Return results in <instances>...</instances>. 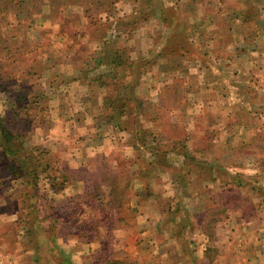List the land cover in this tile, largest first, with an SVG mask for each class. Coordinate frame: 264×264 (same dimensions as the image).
Returning <instances> with one entry per match:
<instances>
[{
	"label": "rangeland",
	"instance_id": "obj_1",
	"mask_svg": "<svg viewBox=\"0 0 264 264\" xmlns=\"http://www.w3.org/2000/svg\"><path fill=\"white\" fill-rule=\"evenodd\" d=\"M174 2L0 0V120L18 124L15 137L28 148L47 151L52 168L47 173L64 187L53 196L43 184L35 193L23 183H11L0 146V210L12 213L0 222V264H64L61 257L67 258L65 264H208L205 247L210 248L209 264L236 259L225 258L224 239L229 240L228 230L234 227L229 225L244 227L264 204V33L261 24L249 27L258 54L242 56L240 72H228L225 65L217 71V63L198 54L201 45L185 19L187 12L181 0ZM260 8L264 16V0L253 1L248 20ZM109 31L113 36L95 50L93 38ZM104 42L112 50L124 48L131 61L147 69L137 78L130 103L121 107L115 101L114 110L105 109V115L121 110L125 116L113 120L101 115L105 121L99 133L110 132L116 147L86 157L84 167L76 170L60 148L66 143L55 140L53 95L61 96L62 81L78 79L91 87L87 80L108 70L94 69L93 59ZM150 47L159 55L151 57ZM140 48L146 49L144 54ZM244 62L255 68L247 72ZM8 74L24 81L14 83ZM130 75L127 71L124 81L135 77ZM35 83L37 92L32 93L28 85ZM109 84L105 98L118 94ZM28 117L38 128L32 135L19 128ZM46 134L47 146L40 139ZM101 140L94 142L103 147L110 142ZM172 152L177 153L174 158ZM26 155L10 153L9 160L17 169ZM181 158L187 181L174 184L172 178L180 171L170 168ZM48 196L53 198L43 209ZM38 209L42 211L35 215ZM51 213L60 223L58 247L52 252L44 245L54 235L49 230L54 225L46 222L47 232L36 225ZM259 214L263 224L264 210ZM229 241L235 254L245 251Z\"/></svg>",
	"mask_w": 264,
	"mask_h": 264
},
{
	"label": "crops",
	"instance_id": "obj_2",
	"mask_svg": "<svg viewBox=\"0 0 264 264\" xmlns=\"http://www.w3.org/2000/svg\"><path fill=\"white\" fill-rule=\"evenodd\" d=\"M167 1L169 5H175L174 0ZM205 1L206 4L204 3ZM222 1L223 0H181V4L187 12L185 16L186 21L194 28L193 33L196 32V37H193L199 40V45H201L198 54L211 58L213 62L217 63L215 66L217 71H220V67L225 65V69L228 72L231 71L236 73L240 72L239 65H241L240 60L242 56L245 54H258L256 53L255 47L251 46L255 38L249 33V27L253 29L254 27L256 28L258 24H261V33L263 34L264 16L259 15V11L262 10V8H260V10L256 9V12L253 11L254 13H251V18L248 20L246 13L252 7L253 1L255 0H225L224 3ZM201 5L204 12H202ZM206 10L207 13H205ZM114 12H112V14H114ZM99 18H101V16H99ZM99 20L102 21L103 19ZM113 20L115 19L113 18ZM148 23L149 22L146 24ZM167 26V30H169L167 34L170 39L173 34V29L170 31L169 24H167ZM237 30L239 33H236ZM110 32L112 31L107 32L105 35L103 34L101 37L93 38V41H95V50L99 49L100 41L113 36ZM119 33L122 34L121 31ZM60 35L64 37L63 31H61ZM124 35L129 34H123V36ZM135 37L137 38L138 35H135ZM139 39L142 38L139 37ZM147 39L150 40L151 38L148 37ZM94 49L92 53L95 51ZM145 51L146 49L144 48L139 49V52L142 54H144ZM152 51L153 49L150 47L148 52L152 53ZM198 65H202L201 61ZM242 65H248L247 72L255 68V65L248 62H244ZM203 67L206 69L205 64H203ZM215 69L212 67L211 70ZM98 70L100 71V68ZM96 85H91V87H89L86 81L78 79H72L69 82L62 81L58 86L60 88L59 90L62 92L61 96H58L57 93L53 95L56 100L54 101L55 105L53 111L55 114L53 115V120L57 122L56 131L54 132L56 134L55 140L59 145H61L60 143L62 142L66 143L64 147L60 148L76 170L83 166L82 163L86 157H96L103 148L104 150H109L108 148L111 150L116 147V141L111 142L112 138L115 139V137H111L110 135L112 134L110 132L99 133L105 121V119H101V115L103 116L106 114L104 108V94L107 88L101 85H97L99 88H94ZM95 94H99L100 96L98 97ZM36 129L38 128L35 127L31 132H27L26 134L32 135ZM48 137L49 134L40 136L45 146H47V142L49 141ZM105 137L109 138V144H105L104 147L103 145L97 146V144H95L97 138H101V142L104 143ZM120 139H122L125 144L128 143L126 140L127 138L120 137ZM132 148L134 150L135 146L132 145ZM137 152L138 151H135V154ZM171 154L172 158H174L177 153L172 152ZM182 155L183 158H185V155ZM180 167H184L182 158L180 163H176L170 168L171 170L177 169L180 171L178 175L174 174L172 178L174 184L178 183V180L181 184H185L187 181ZM80 182L84 183L83 180ZM87 183L89 184L90 181ZM141 199H144L143 196ZM136 205L135 208H138L139 203H136ZM262 209L264 210V204L261 209H258L254 217L245 221L246 225L242 228L238 225H233L231 222L229 223L232 224L229 226L234 227L228 230L227 238L233 240L235 245L236 242H238L236 239H239L240 243H237L236 248H245V251L235 254L234 249L230 247L231 242L228 239H226L227 241L224 239V241L227 242L224 247L226 248L224 250L226 260H228L229 257H236L231 263L264 264V220L262 224V217H260L259 214ZM11 214L12 213H7V211L0 210V222L6 219L9 220V218L6 217H9ZM235 226L237 227L235 228ZM233 228H235V231L232 232ZM204 249L206 251L207 248L205 247ZM221 258L224 259L223 256H221Z\"/></svg>",
	"mask_w": 264,
	"mask_h": 264
},
{
	"label": "trees",
	"instance_id": "obj_3",
	"mask_svg": "<svg viewBox=\"0 0 264 264\" xmlns=\"http://www.w3.org/2000/svg\"><path fill=\"white\" fill-rule=\"evenodd\" d=\"M171 21V20H170ZM170 21H166L167 24H170ZM174 23H171V25ZM107 41V40H106ZM107 42H111V41H107ZM109 43L104 42L103 46L101 47L100 51H99V55L93 59L95 66L94 69H99L100 67H108V70L106 71H100V73H98V75H96L97 77H95L94 79H89L87 81H89L91 84L93 85H101L107 88L108 84L111 83L113 84L117 89V93L115 96H111L109 98H105L104 99V108L108 109L110 106L112 107V110L115 109L113 103H115V101L121 103V107L125 106V104L130 103L131 98L128 97L129 95H133V88L134 86H136L137 83V78L143 75V73L146 72V69L143 71L141 69V67H143L144 69V65L139 66L137 64V62H133L130 60V57L127 55L126 50L122 47L120 48H116L112 50V47H108ZM111 50V54L107 55V53ZM156 51H152V55L151 57H156L159 55V53H157L156 55ZM125 54V55H123ZM155 54V55H153ZM127 56V57H125ZM106 59V60H104ZM154 58L148 60V63H146L145 66H147V64H150L153 61ZM120 71V72H118ZM129 71L130 72V76H135V77H131L130 79H127V81H124V77L126 76V72ZM22 75V72H19ZM92 74V71H91ZM19 75L18 77L20 78ZM122 75V79H119ZM9 77V79H13L14 83H17V81H24V78H16V77H12V74H8L7 75ZM86 77V76H85ZM135 78V80H134ZM2 84H0L1 86ZM110 85V84H109ZM28 87H33L34 90L32 91V93H36L37 92V88L38 85L35 83V85H28ZM27 88V87H25ZM5 90V89H4ZM22 93V91H21ZM40 97L45 99L47 97V91L45 88V92H42L40 94ZM25 106H22V108H24ZM20 109V110H21ZM119 109V108H118ZM136 109V108H135ZM19 112V111H18ZM137 114V111L134 109H131V114ZM119 114V115H118ZM109 115V116H108ZM125 116V111H119V112H112L107 114V119H113L116 120V118L118 117H122ZM34 118H36L37 115H33ZM29 121H26L25 123H23V125H20L24 130V133L27 132H31L33 130V126H31V124H29L30 122V117H28ZM21 119V117H20ZM38 125V123L36 124V126ZM15 126H18V124L12 123L10 122V124L2 122L0 120V146L2 148V150H4V157L6 159V161L4 162L3 165V169L6 173V176L8 178V180L11 183L14 184H22L25 186H28V191L29 189H34L33 191L36 193L37 192V187L40 184V188L41 189V185L43 184L45 186V188L49 189V193H52L53 196L57 195L60 191V188L64 189L63 186H60V183H57L56 178L53 177H49L47 170L48 169H52L51 168V164L46 161L47 160V151L44 149H39V151L33 150L32 146H29L30 148H28L25 144H22L20 141H18L17 137H15L16 133H15V129L17 130V128ZM20 151V153H27L26 156L22 157V164L20 165L17 169H19V171L14 167V165L10 162L9 160V155L11 154H15L16 152ZM156 151V150H153ZM157 152V151H156ZM186 152V151H184ZM185 155V153H182ZM45 160H42V159ZM186 155H185V160H186ZM185 165V164H184ZM56 170H60L58 167H56ZM60 173H72L73 175H75L77 172L72 170L71 171H63L61 170ZM67 176V175H66ZM23 179V180H22ZM54 184H57V189L54 188ZM47 186V187H46ZM48 192L47 190L45 191V193ZM22 195V194H20ZM45 197V195H44ZM22 198H24L25 200L28 198V194L27 192H24V194L22 195ZM40 198V197H39ZM53 197H47L45 205H43V209L44 207H48V203L52 200ZM42 211V209H38L37 211H35V215L37 214L36 212H40ZM46 222H49L50 224H53L54 226H51L49 228L50 231L53 230L54 235L52 236H48L49 238V242L47 244H45L44 246L47 247L51 252L54 251V249H56V247H58V237H59V233L57 232V226L60 224L59 223V218L58 216L49 214H44V220L42 221V224L39 226L37 225V230L38 231H46L47 232V228L49 225H47V227H44V224H46ZM54 227V228H53ZM53 228V229H52ZM206 257L210 259L209 263L212 262V258L210 257V248H207L206 251ZM63 259V263L65 264L66 261V257H61ZM208 263V264H209ZM37 264V262H36ZM69 264H74V262L71 260L69 261Z\"/></svg>",
	"mask_w": 264,
	"mask_h": 264
}]
</instances>
